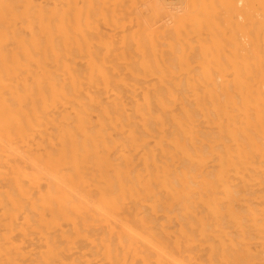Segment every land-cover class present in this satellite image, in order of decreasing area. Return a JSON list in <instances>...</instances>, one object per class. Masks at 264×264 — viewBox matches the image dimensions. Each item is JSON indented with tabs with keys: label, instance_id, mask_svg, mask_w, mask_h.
<instances>
[{
	"label": "bare ground",
	"instance_id": "obj_1",
	"mask_svg": "<svg viewBox=\"0 0 264 264\" xmlns=\"http://www.w3.org/2000/svg\"><path fill=\"white\" fill-rule=\"evenodd\" d=\"M82 5L140 61L82 71L78 0H0V264H264V0Z\"/></svg>",
	"mask_w": 264,
	"mask_h": 264
},
{
	"label": "rangeland",
	"instance_id": "obj_2",
	"mask_svg": "<svg viewBox=\"0 0 264 264\" xmlns=\"http://www.w3.org/2000/svg\"><path fill=\"white\" fill-rule=\"evenodd\" d=\"M114 0H108L109 3H112ZM141 3V8H146L147 0H137ZM99 2V1H98ZM83 0H78V21H77V30H78V61L79 67L82 71H97L101 68L106 70H128L123 67L124 63L129 61H140L139 57L135 55H128L125 51L118 46V42L122 38V35L129 33V30L125 29V26H122V21H116V23L108 26L110 28L109 34H115L113 39L116 42V45H109L110 43H101L100 47H93L92 41L94 40L91 36V31H94L98 28H102V19L94 20V18H89L87 21L84 20L83 16ZM172 11L173 9L170 8ZM108 12L104 13V16H108ZM108 18V17H107ZM87 22V23H86ZM90 29V33L88 32ZM149 38H152L156 41L157 35L155 31H147ZM87 38L89 45L85 47L84 39ZM97 41V40H95ZM200 63L203 65H218L225 62V56H216V55H205L202 54L196 57ZM218 68H214L216 70ZM202 70H205L202 68Z\"/></svg>",
	"mask_w": 264,
	"mask_h": 264
}]
</instances>
